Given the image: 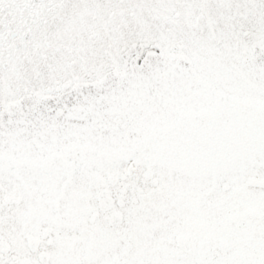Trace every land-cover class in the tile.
<instances>
[{
    "label": "snow or ice",
    "instance_id": "6c2138e0",
    "mask_svg": "<svg viewBox=\"0 0 264 264\" xmlns=\"http://www.w3.org/2000/svg\"><path fill=\"white\" fill-rule=\"evenodd\" d=\"M0 264H264V0H0Z\"/></svg>",
    "mask_w": 264,
    "mask_h": 264
}]
</instances>
